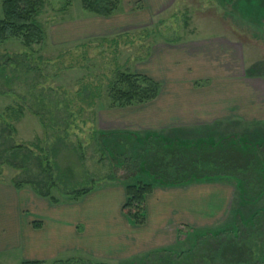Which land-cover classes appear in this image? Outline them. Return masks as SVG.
Masks as SVG:
<instances>
[{"label": "rangeland", "instance_id": "rangeland-1", "mask_svg": "<svg viewBox=\"0 0 264 264\" xmlns=\"http://www.w3.org/2000/svg\"><path fill=\"white\" fill-rule=\"evenodd\" d=\"M171 1L175 4L163 16L166 21L158 19L152 27L163 37L174 41L186 26L217 34L220 26L235 40L252 47L251 57L260 54L264 58V0ZM138 3L130 6L139 7ZM121 4L124 6L125 0ZM97 18L100 19L83 8L81 0H45L37 18L45 31L40 45L29 48L19 38L0 42V68L5 67L6 76H0V182L13 184L32 179L45 185V190L50 185L47 175L51 174L58 181L51 193L59 203L69 204L73 200L66 193L83 187L100 190L109 182L165 183V176L160 174L163 154L179 153L187 161L213 156L226 161L225 169H194L183 180L227 182L233 186L232 198L222 220L187 234L178 233L181 239L168 249L123 261L93 258L75 251L43 264H264V236L258 240V249L248 248L243 242L258 229L264 231V129L256 126L190 134L182 145L181 141L168 143L151 138H105L96 127L94 108L97 104L107 106L117 64L122 66L128 51H114L113 41L100 45V38L84 42L83 46H52L53 34L60 38L73 27L67 22L80 21L82 26ZM120 40L123 44L125 39ZM126 67L125 71L133 73L132 59ZM19 111L23 116L16 120ZM56 142L60 143L57 160L61 171L53 167L51 150ZM11 145H23L32 151L25 168L6 163L4 158L10 151L4 149ZM39 157L41 168L37 166ZM238 167L243 170L239 172ZM74 208L78 219L86 218L84 209ZM104 210L111 219L122 213L113 204ZM94 213L88 210L89 220ZM218 250L220 257L214 255ZM23 262L21 251L15 247L0 254V264Z\"/></svg>", "mask_w": 264, "mask_h": 264}, {"label": "crops", "instance_id": "crops-1", "mask_svg": "<svg viewBox=\"0 0 264 264\" xmlns=\"http://www.w3.org/2000/svg\"><path fill=\"white\" fill-rule=\"evenodd\" d=\"M136 1L139 7L130 6ZM174 4L171 0H125L109 17L96 15L100 19L82 26L80 21L67 22L71 30L60 38L53 34L55 47L83 46L94 38H100V45L113 41L114 51L129 53L122 66L117 62V71L129 72L125 71L127 61L132 59L133 73L161 85L159 95L143 104L111 107L109 96L107 106L97 104L95 123L100 134L115 141L151 138L182 145L190 134L264 129L263 56L251 57L252 47L218 25L217 34L186 26L174 41L163 37L152 27L158 19L166 21L163 16ZM120 38L125 39L123 44ZM232 187L221 181L155 183L146 195V222L137 226L123 212L111 219L104 210L111 204L122 210L127 200L123 183L109 182L69 204H54L29 185L17 189L10 182H0V254L15 247L24 262L48 263L75 251L123 261L168 249L178 242L180 225L197 229L222 220ZM76 206L84 209L86 218L74 215ZM89 209L95 210L91 220Z\"/></svg>", "mask_w": 264, "mask_h": 264}, {"label": "trees", "instance_id": "trees-1", "mask_svg": "<svg viewBox=\"0 0 264 264\" xmlns=\"http://www.w3.org/2000/svg\"><path fill=\"white\" fill-rule=\"evenodd\" d=\"M85 10L98 16L109 17L116 13L121 4V0H81ZM45 6V0H3L2 12L3 17L0 18V42L7 41L10 38H19L26 47L40 45L45 39V31L43 26L38 22L37 18L41 14ZM0 76H5V67L0 68ZM6 77V76H5ZM10 81V80H8ZM109 98L111 107H128L136 104H143L154 100L160 93V83L154 81L146 75L118 71L115 79L110 83ZM11 109H8L9 111ZM16 113V112H15ZM23 116V112H17L15 119ZM15 132V129L12 130ZM59 142L52 146V156L54 158L53 167L57 171H61L57 157L59 156ZM35 146V145H34ZM36 147V146H35ZM37 148H39L37 146ZM10 151V154L4 159L7 164L13 168H25L32 157V151L29 147L23 145H11L4 149ZM3 151V152H4ZM2 154L0 153V157ZM179 156V157H178ZM179 153L163 154V163L161 165V176H165L166 184H182L185 183L183 177L189 175L190 171L196 169L198 171L213 172L219 169H225L227 162L221 157L216 156L209 158H192L187 161L184 157H180ZM179 158V159H178ZM40 157L37 158L39 168L42 167ZM48 169L51 170L48 164ZM239 172L243 168L238 167ZM42 171V170H41ZM50 185L47 189H43L45 185L32 179L27 181L13 182L17 189L25 185H29L34 192L48 198L52 203L60 202L52 193L51 189L58 184L57 179L51 174L47 175ZM115 180V178H114ZM47 182H44V184ZM155 184V183H154ZM153 183L137 182L134 184H126L127 200L122 207V212L128 218L130 223L134 225H143L146 222V195L151 193L154 188ZM47 187V185H46ZM93 187H83L74 189L66 193V197L70 200H78L83 195L89 193ZM196 229L186 225H180L178 233L187 234ZM264 236V231L258 229L249 237L243 240L248 248L258 249V240ZM181 238L179 237L178 240ZM216 257H220V251L214 253ZM22 264H43L40 261H27Z\"/></svg>", "mask_w": 264, "mask_h": 264}]
</instances>
